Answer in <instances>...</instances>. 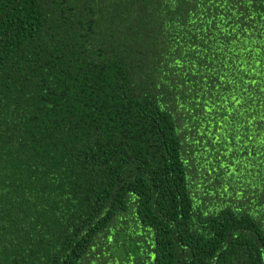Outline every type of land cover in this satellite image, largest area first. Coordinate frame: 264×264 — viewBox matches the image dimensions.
Segmentation results:
<instances>
[{
    "label": "trees",
    "instance_id": "16d2710c",
    "mask_svg": "<svg viewBox=\"0 0 264 264\" xmlns=\"http://www.w3.org/2000/svg\"><path fill=\"white\" fill-rule=\"evenodd\" d=\"M0 264H264V0H0Z\"/></svg>",
    "mask_w": 264,
    "mask_h": 264
}]
</instances>
